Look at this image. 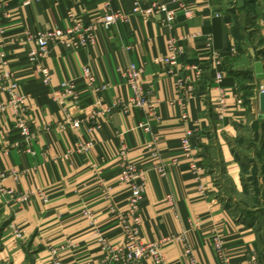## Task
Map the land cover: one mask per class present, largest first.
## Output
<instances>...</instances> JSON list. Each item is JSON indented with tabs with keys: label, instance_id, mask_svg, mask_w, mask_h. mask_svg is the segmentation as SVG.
I'll return each mask as SVG.
<instances>
[{
	"label": "crops",
	"instance_id": "0c3cea01",
	"mask_svg": "<svg viewBox=\"0 0 264 264\" xmlns=\"http://www.w3.org/2000/svg\"><path fill=\"white\" fill-rule=\"evenodd\" d=\"M23 1L4 0L0 53L26 96L21 106L32 130L42 124H48V129L40 130L26 145L14 127L13 108L0 112V171L16 173L6 176L3 185L30 192L24 202L0 197V261L48 264V247L52 246L64 264L98 263L102 257L99 236L112 245L124 244L119 222L108 211L111 202L120 205L121 211L127 209L128 187L119 179L117 164V148L123 142L128 159L145 175L140 235L145 242L168 238L161 248L168 264H190L174 237L177 235L189 245L195 264H224L212 248L214 234L223 238L229 264H264L257 231L226 203L214 170L215 150L224 176L239 189L241 165L232 140L250 115L260 118L259 87L264 85V76L255 75L253 63L260 61L264 73V34L259 29V18L264 16L262 1L238 0L245 6L239 16L242 23L251 13L256 26L252 36L247 34L249 28H244L246 33L235 32L227 0L214 5L165 0L176 10L171 26L162 24L157 15L143 20L136 14L98 30L95 41L85 48L51 43L38 60L49 69L48 84L29 60L34 43L23 40L26 31L67 26L70 16L88 23L106 1L113 9L126 11L133 1L33 0L28 5ZM184 3L192 9L189 16L181 8ZM147 4L148 0H141V6ZM168 36H174L181 49L169 66L160 60L169 53ZM214 54L220 59L218 67L213 65ZM130 62L142 66V81L151 85L154 114L146 106L126 113L121 109L131 95L121 69ZM85 63L91 65L96 82L107 84L99 95L80 78ZM218 71L222 77L216 80ZM69 78L75 79L80 99L76 104L67 100L64 111L51 90ZM220 94L226 105L221 117L214 104ZM4 99L0 89V101ZM92 111L97 116L89 119ZM65 117L77 120V126L62 128ZM139 122L149 129L138 127ZM188 130L196 148L185 158L181 138ZM88 141L92 144L86 150H77ZM151 142L159 152L158 160L147 153ZM158 163L164 164V175L154 168ZM84 210L92 213V223ZM9 223L23 226L22 239L13 238Z\"/></svg>",
	"mask_w": 264,
	"mask_h": 264
},
{
	"label": "built area",
	"instance_id": "2783aa9c",
	"mask_svg": "<svg viewBox=\"0 0 264 264\" xmlns=\"http://www.w3.org/2000/svg\"><path fill=\"white\" fill-rule=\"evenodd\" d=\"M33 0H24L23 5H28ZM132 6L129 11L121 8L113 9L110 3L106 1L102 7V11L97 14L88 23H83L70 16L71 22L67 26H52L45 29H37L34 31H26L23 40L33 41L34 46L29 49L28 57L30 62L35 64L38 73L41 76L42 82L48 84L50 79V72L47 66L40 64L39 59L44 57L48 52V46L51 43L64 44L73 49L85 48L95 41L96 33L98 30H107L111 25L128 20L131 15H139L143 20H148L151 16H159V20L166 26H171L176 17V10L170 8L165 0H148L146 6H141V0H132ZM204 4L214 5L220 2V0H199ZM264 7V0H261ZM4 0H0V19L2 16V5ZM189 4H181V8L186 16L192 13V9ZM259 29L264 34V16L259 18ZM3 32V27L0 24V35ZM168 54L163 55L160 60L166 65L174 63L175 58L181 53V49L174 36L167 37ZM214 67L220 66V59L216 54L213 55ZM143 68L141 65L130 62L124 68L121 69V75L125 79L127 85L131 89V95L127 102L122 103L121 109L124 113L128 112L131 108H142L146 106L150 114H154V106L150 101L152 89L151 85H147L142 81ZM222 77V73L218 71L215 75L216 80ZM80 78L90 86L92 91L99 95L107 87L105 83L96 82L94 72L89 63H85L81 67ZM186 77H182L178 81V87L184 82ZM0 89L5 93V99L0 101V112L7 107H12L15 112V124L23 142L26 145L33 140L40 130L48 129V124H42L36 129L32 130L31 123L24 117V108L21 106L26 96L20 91V84L16 80L13 72L8 66V62L0 53ZM259 92H264V85L259 87ZM51 96L57 101L62 110L66 109V101L69 100L73 104H76L80 99V91L77 88V84L74 78L63 80L58 86L52 88ZM237 102L241 104L242 100L237 98ZM216 114L221 117L226 110L223 95L220 94L215 100ZM67 116V115H66ZM97 116L96 111H92L88 118L94 119ZM68 124L70 128H75L78 121L65 117V120L60 123L62 128ZM138 127L148 130L149 126L146 123L139 122ZM91 131V129L89 128ZM92 144L88 141L83 146H77V150H86ZM196 145L192 141V132L186 131L181 138V154L185 158H189L193 155V150ZM147 153L154 159L160 158L154 143L147 144ZM67 155V154H66ZM117 164L120 167L119 179L125 183L128 187V193L125 197L124 206L127 207L125 211H121V206L111 202L108 205V211L114 214L117 222L122 229L124 235V244L112 245L107 238L99 236L97 238L98 246L102 253V257L98 263L84 262L75 264H168L161 251L163 244L168 238H161L158 240H151L145 242L140 235L141 224V210L140 200L142 198L144 190L145 175L137 163L132 162L127 157V147L122 142L117 148ZM160 175H164V164L158 163L154 165ZM16 176L14 171H0V197H7L10 199H17L20 202H24L29 199L30 192H19L14 188H7L3 185V179L8 176ZM46 198H44L45 200ZM84 215L90 221L93 222V215L89 210H84ZM11 227V234L15 240L22 239L24 237L23 226H18L13 223H9ZM178 239L182 245L183 253L188 259L190 264H195L194 258L191 256V249L184 240L182 235L174 236ZM212 248L215 252L217 259L224 264H229L226 257V246L223 238L214 234L211 239ZM51 255V259L48 264H64L57 255V248L48 247ZM251 260L255 261V256H251Z\"/></svg>",
	"mask_w": 264,
	"mask_h": 264
},
{
	"label": "rangeland",
	"instance_id": "374dc122",
	"mask_svg": "<svg viewBox=\"0 0 264 264\" xmlns=\"http://www.w3.org/2000/svg\"><path fill=\"white\" fill-rule=\"evenodd\" d=\"M227 2L230 15L233 13L232 23L235 24V32L240 33L244 28H249L247 34L255 35L256 26L253 20H250L251 13L248 12L243 23L241 21L243 17H239L242 15L241 9L243 7L245 9L241 4L242 1L227 0ZM236 10L240 11L238 15L234 14ZM232 149L241 165L240 187L237 189L226 179L214 150L217 182L224 190L226 203L234 213L237 216L244 215L251 222V226H254L261 251L264 253V115L260 118L250 115L248 120L240 125L237 135L232 140ZM0 264H8V262L0 261Z\"/></svg>",
	"mask_w": 264,
	"mask_h": 264
},
{
	"label": "water",
	"instance_id": "95a60500",
	"mask_svg": "<svg viewBox=\"0 0 264 264\" xmlns=\"http://www.w3.org/2000/svg\"><path fill=\"white\" fill-rule=\"evenodd\" d=\"M252 53V50H250ZM254 73L257 77H263L264 73L262 71V64L260 61H254L253 63ZM259 110L261 111L258 116L262 117L264 115V92H259Z\"/></svg>",
	"mask_w": 264,
	"mask_h": 264
},
{
	"label": "trees",
	"instance_id": "16d2710c",
	"mask_svg": "<svg viewBox=\"0 0 264 264\" xmlns=\"http://www.w3.org/2000/svg\"><path fill=\"white\" fill-rule=\"evenodd\" d=\"M221 171L223 172V167L221 166Z\"/></svg>",
	"mask_w": 264,
	"mask_h": 264
}]
</instances>
